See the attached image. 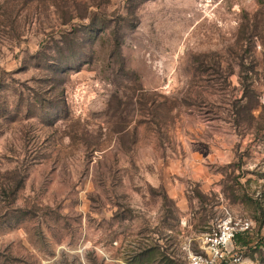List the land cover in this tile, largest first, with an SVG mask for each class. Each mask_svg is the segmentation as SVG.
I'll list each match as a JSON object with an SVG mask.
<instances>
[{
    "label": "rangeland",
    "instance_id": "rangeland-1",
    "mask_svg": "<svg viewBox=\"0 0 264 264\" xmlns=\"http://www.w3.org/2000/svg\"><path fill=\"white\" fill-rule=\"evenodd\" d=\"M263 199L264 0H0V264H264Z\"/></svg>",
    "mask_w": 264,
    "mask_h": 264
},
{
    "label": "built area",
    "instance_id": "built-area-1",
    "mask_svg": "<svg viewBox=\"0 0 264 264\" xmlns=\"http://www.w3.org/2000/svg\"><path fill=\"white\" fill-rule=\"evenodd\" d=\"M262 210L264 215V199ZM252 228L253 222L249 219L220 220L216 229L203 236L201 252L189 255L184 264H245L244 249L236 241Z\"/></svg>",
    "mask_w": 264,
    "mask_h": 264
},
{
    "label": "trees",
    "instance_id": "trees-1",
    "mask_svg": "<svg viewBox=\"0 0 264 264\" xmlns=\"http://www.w3.org/2000/svg\"><path fill=\"white\" fill-rule=\"evenodd\" d=\"M152 255H156L155 253H153ZM142 262V261H141ZM143 263V262H142Z\"/></svg>",
    "mask_w": 264,
    "mask_h": 264
}]
</instances>
